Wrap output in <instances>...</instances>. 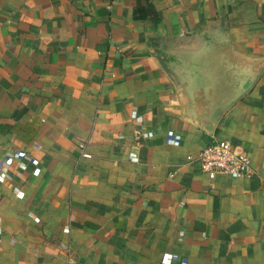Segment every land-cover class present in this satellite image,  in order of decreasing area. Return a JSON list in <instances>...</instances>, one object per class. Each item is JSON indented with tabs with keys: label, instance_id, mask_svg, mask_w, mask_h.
I'll return each instance as SVG.
<instances>
[{
	"label": "crops",
	"instance_id": "obj_1",
	"mask_svg": "<svg viewBox=\"0 0 264 264\" xmlns=\"http://www.w3.org/2000/svg\"><path fill=\"white\" fill-rule=\"evenodd\" d=\"M0 264H264V0H0Z\"/></svg>",
	"mask_w": 264,
	"mask_h": 264
},
{
	"label": "built area",
	"instance_id": "obj_2",
	"mask_svg": "<svg viewBox=\"0 0 264 264\" xmlns=\"http://www.w3.org/2000/svg\"><path fill=\"white\" fill-rule=\"evenodd\" d=\"M152 133L144 134L143 138H149ZM168 141L171 144L178 145L179 140L171 131L168 132ZM20 162L19 167L27 169L33 167L22 152H16L12 157L6 158L5 162L10 163L12 160ZM200 171L210 180L217 176H228L235 179H246L254 176L251 159L248 154L237 149L227 140H214L207 144L197 155ZM6 179V176L3 180ZM168 260V259H167Z\"/></svg>",
	"mask_w": 264,
	"mask_h": 264
},
{
	"label": "water",
	"instance_id": "obj_3",
	"mask_svg": "<svg viewBox=\"0 0 264 264\" xmlns=\"http://www.w3.org/2000/svg\"><path fill=\"white\" fill-rule=\"evenodd\" d=\"M216 112H218V111H216ZM217 116H218V114H215V115H214V118H213L212 120H213V121L216 120Z\"/></svg>",
	"mask_w": 264,
	"mask_h": 264
},
{
	"label": "trees",
	"instance_id": "obj_4",
	"mask_svg": "<svg viewBox=\"0 0 264 264\" xmlns=\"http://www.w3.org/2000/svg\"><path fill=\"white\" fill-rule=\"evenodd\" d=\"M139 18H140V16H138L137 13H136V20L139 19Z\"/></svg>",
	"mask_w": 264,
	"mask_h": 264
}]
</instances>
